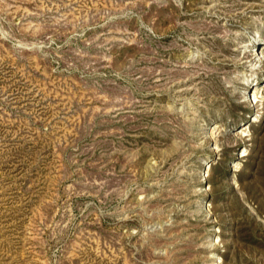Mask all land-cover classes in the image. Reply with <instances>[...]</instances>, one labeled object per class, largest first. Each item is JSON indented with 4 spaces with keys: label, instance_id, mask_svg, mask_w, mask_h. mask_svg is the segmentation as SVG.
Segmentation results:
<instances>
[{
    "label": "rangeland",
    "instance_id": "1",
    "mask_svg": "<svg viewBox=\"0 0 264 264\" xmlns=\"http://www.w3.org/2000/svg\"><path fill=\"white\" fill-rule=\"evenodd\" d=\"M0 264H264V0H0Z\"/></svg>",
    "mask_w": 264,
    "mask_h": 264
},
{
    "label": "bare ground",
    "instance_id": "2",
    "mask_svg": "<svg viewBox=\"0 0 264 264\" xmlns=\"http://www.w3.org/2000/svg\"><path fill=\"white\" fill-rule=\"evenodd\" d=\"M256 101H257V100H256ZM253 119H254V118H253ZM245 153H246V152L242 151L240 155L242 156V155H244Z\"/></svg>",
    "mask_w": 264,
    "mask_h": 264
}]
</instances>
